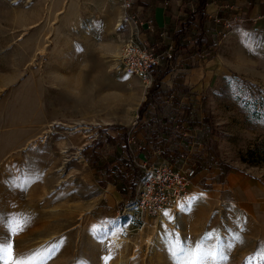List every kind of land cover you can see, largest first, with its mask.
<instances>
[{
	"label": "rangeland",
	"instance_id": "rangeland-1",
	"mask_svg": "<svg viewBox=\"0 0 264 264\" xmlns=\"http://www.w3.org/2000/svg\"><path fill=\"white\" fill-rule=\"evenodd\" d=\"M132 1L0 0V243L20 255L62 241L48 264H176L174 235L186 247L207 235L227 257L216 264H264V49L207 15L212 48L183 60L167 46L153 74L169 71L150 91L116 63L131 35L166 51H155L165 34L151 10ZM143 161L193 168L181 203L191 207L134 220ZM14 215L29 218L18 234Z\"/></svg>",
	"mask_w": 264,
	"mask_h": 264
},
{
	"label": "built area",
	"instance_id": "built-area-1",
	"mask_svg": "<svg viewBox=\"0 0 264 264\" xmlns=\"http://www.w3.org/2000/svg\"><path fill=\"white\" fill-rule=\"evenodd\" d=\"M118 2L124 10H127L131 9L133 1L118 0ZM134 16L124 11L122 18L130 22L128 18L133 19ZM214 20L219 21L217 17ZM154 53L131 35L123 42L116 63L127 76L135 75L141 79L145 87H149L154 80L153 68L159 64V60L162 58L169 62L172 58L170 48L160 55ZM127 140L130 141L129 137ZM139 166L142 168V173L136 181L135 195L129 211L131 217L142 223L145 215L159 216L166 212L177 211L184 202L186 188L194 176V169L188 166L174 167L167 162L146 166L143 161Z\"/></svg>",
	"mask_w": 264,
	"mask_h": 264
},
{
	"label": "crops",
	"instance_id": "crops-1",
	"mask_svg": "<svg viewBox=\"0 0 264 264\" xmlns=\"http://www.w3.org/2000/svg\"><path fill=\"white\" fill-rule=\"evenodd\" d=\"M191 1L195 5V0H168L167 2L169 3L164 1L166 3L164 5L159 0V4H155L152 7L146 0L141 2L142 4L140 3L142 8L151 10L148 9L152 15L151 29L154 27V30L159 35L165 34L159 43L158 49L155 50L156 52L159 50L163 51L170 44L174 45L171 35L183 24L185 13L188 9L186 5H189ZM204 12L208 16H218L220 21L217 24L226 26L228 22L230 25L236 24L242 29L254 30L264 34V0H207ZM212 19L210 18L208 22L213 23ZM178 56L183 60L192 57L196 60L200 57L199 54L189 51V49H182L181 52L175 55V57ZM181 83L184 84L183 81Z\"/></svg>",
	"mask_w": 264,
	"mask_h": 264
},
{
	"label": "snow or ice",
	"instance_id": "snow-or-ice-1",
	"mask_svg": "<svg viewBox=\"0 0 264 264\" xmlns=\"http://www.w3.org/2000/svg\"><path fill=\"white\" fill-rule=\"evenodd\" d=\"M237 39L242 43V46L246 47L250 52L259 51L264 49V36L259 34H253L247 30L237 29ZM261 123H264V117L261 118ZM181 210H185L186 207L190 208L191 203L180 206ZM168 215V213H165ZM29 218L24 217L21 222L15 215L8 221V227L13 234H18L19 231H23L27 225ZM5 222V217L0 216V225ZM93 235L96 236L102 227L93 226L91 229ZM174 235V234H173ZM209 237L206 235L202 241L196 242L194 247H186L178 238L174 235L172 240L168 241V251L170 256L176 262V264H208L211 261L212 264H216L217 261H224L227 257L223 252H218L214 247H208L204 241ZM234 240H239L240 237L234 236ZM63 242L59 241L47 247H41L34 250L29 254L16 255L13 251V245L11 243H0V261L4 264H48V261L53 255L60 250ZM229 243L227 247H232ZM111 259L110 256L105 257V261ZM260 259L264 261V249L261 250ZM77 264H81V261H77Z\"/></svg>",
	"mask_w": 264,
	"mask_h": 264
},
{
	"label": "trees",
	"instance_id": "trees-1",
	"mask_svg": "<svg viewBox=\"0 0 264 264\" xmlns=\"http://www.w3.org/2000/svg\"><path fill=\"white\" fill-rule=\"evenodd\" d=\"M206 2L207 0H195L194 10L186 12L183 24L180 28L172 33L171 40L174 42V55H177L179 50L186 49V37H188L189 35H192V46L190 49L192 52L202 53L206 49L212 48V45L210 44L209 39L206 35L205 23L207 15L204 12V6ZM168 71L169 68L165 67L155 74L154 80L150 86V91H153V89H155L159 85L160 78L164 76V74H166ZM145 106L146 105L143 102L138 109V114H140L145 109ZM129 187L132 193L133 186L130 185Z\"/></svg>",
	"mask_w": 264,
	"mask_h": 264
},
{
	"label": "bare ground",
	"instance_id": "bare-ground-1",
	"mask_svg": "<svg viewBox=\"0 0 264 264\" xmlns=\"http://www.w3.org/2000/svg\"><path fill=\"white\" fill-rule=\"evenodd\" d=\"M123 11V10H122ZM122 17V16H121ZM125 24V23H127L128 24V26H129V28H132L133 27V24H132V22L130 21V22H120V24ZM130 77V76H129Z\"/></svg>",
	"mask_w": 264,
	"mask_h": 264
}]
</instances>
